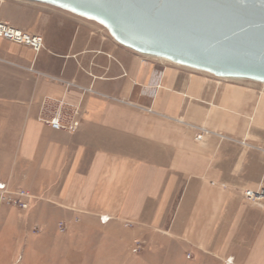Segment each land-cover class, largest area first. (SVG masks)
<instances>
[{"label": "crops", "instance_id": "crops-1", "mask_svg": "<svg viewBox=\"0 0 264 264\" xmlns=\"http://www.w3.org/2000/svg\"><path fill=\"white\" fill-rule=\"evenodd\" d=\"M0 21L44 45L0 37V183L32 196L17 219L161 240L174 264H264V207L243 196L264 185L263 85L139 54L45 4L0 0ZM56 111L77 129L50 128Z\"/></svg>", "mask_w": 264, "mask_h": 264}, {"label": "water", "instance_id": "water-1", "mask_svg": "<svg viewBox=\"0 0 264 264\" xmlns=\"http://www.w3.org/2000/svg\"><path fill=\"white\" fill-rule=\"evenodd\" d=\"M96 23L139 54L264 85V0H27Z\"/></svg>", "mask_w": 264, "mask_h": 264}, {"label": "rangeland", "instance_id": "rangeland-1", "mask_svg": "<svg viewBox=\"0 0 264 264\" xmlns=\"http://www.w3.org/2000/svg\"><path fill=\"white\" fill-rule=\"evenodd\" d=\"M237 140L245 142L243 139ZM3 205L1 204L0 207V264H164V261L166 263L169 261L167 264H174L176 262L172 256L176 247L161 240L153 244L143 236L125 239L123 235L112 230L86 233L75 228L73 232L68 222L63 219H46L43 224H37L39 222L37 219H17L16 212L20 209ZM72 221L75 223L78 219ZM62 222L65 224L63 231L59 226ZM124 225L130 226L131 223L125 222ZM165 250L168 253L166 259L163 254ZM189 256L187 253V257ZM184 261L186 264L191 263L187 259Z\"/></svg>", "mask_w": 264, "mask_h": 264}, {"label": "built area", "instance_id": "built-area-1", "mask_svg": "<svg viewBox=\"0 0 264 264\" xmlns=\"http://www.w3.org/2000/svg\"><path fill=\"white\" fill-rule=\"evenodd\" d=\"M0 37L14 43L27 45L35 52H38L44 46L43 39L40 35L27 33L2 21H0ZM71 85V83H67V86ZM83 90L91 92V89ZM146 111L150 112V109H146ZM74 113L77 114L78 111L75 109ZM46 123L50 128L54 130L65 129L68 132L75 131L79 126L78 120H73L70 125L64 126L62 124V114L59 111H56L48 120H46ZM193 127L199 130V132L196 134L197 140H202L205 135L210 133L208 129H205L203 127ZM243 196L252 204L264 207V185L260 184L254 189H245L243 191ZM31 197L32 196L30 195V193L26 190H9L0 183V205L4 204L16 207L20 210H27L30 204ZM59 226L61 231L65 229V224L63 222Z\"/></svg>", "mask_w": 264, "mask_h": 264}]
</instances>
